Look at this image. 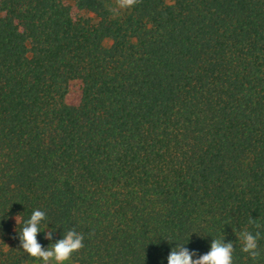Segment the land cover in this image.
I'll return each mask as SVG.
<instances>
[{
	"label": "trees",
	"instance_id": "obj_1",
	"mask_svg": "<svg viewBox=\"0 0 264 264\" xmlns=\"http://www.w3.org/2000/svg\"><path fill=\"white\" fill-rule=\"evenodd\" d=\"M33 208L67 264H264V0H0V264Z\"/></svg>",
	"mask_w": 264,
	"mask_h": 264
},
{
	"label": "clouds",
	"instance_id": "obj_2",
	"mask_svg": "<svg viewBox=\"0 0 264 264\" xmlns=\"http://www.w3.org/2000/svg\"><path fill=\"white\" fill-rule=\"evenodd\" d=\"M131 2L132 0H127V3L130 4ZM14 220L16 225L17 223L20 224L19 231H16L19 248L28 257L34 258L36 264H49L50 261L52 264H67L69 257L83 247L84 237L74 227L63 228V234L61 232L59 238L53 241L52 234L60 224L55 223L51 228H48L50 219H47L46 212L39 208H33L27 218L18 220L17 215H15ZM249 223H254V221L250 220ZM256 227L259 225L257 224ZM41 232H46V239L49 240L46 247L42 246L37 239ZM191 233L197 232L192 231ZM260 235L259 231L253 233L245 229H239L236 232V241L240 242V250L247 253L253 260L259 254L258 240ZM164 239L175 242L168 252L166 264H233L234 243L232 241L225 242L222 234L215 238L211 236L208 251L198 256H196L195 250H189L186 246L189 237L187 242Z\"/></svg>",
	"mask_w": 264,
	"mask_h": 264
},
{
	"label": "rangeland",
	"instance_id": "obj_3",
	"mask_svg": "<svg viewBox=\"0 0 264 264\" xmlns=\"http://www.w3.org/2000/svg\"><path fill=\"white\" fill-rule=\"evenodd\" d=\"M81 14H84V15H86L85 13H81ZM73 86H75V84H74ZM49 264H52V262L50 261V262H49Z\"/></svg>",
	"mask_w": 264,
	"mask_h": 264
}]
</instances>
